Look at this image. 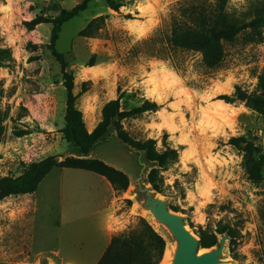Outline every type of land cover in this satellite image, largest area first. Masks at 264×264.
Returning <instances> with one entry per match:
<instances>
[{
    "label": "rangeland",
    "instance_id": "1",
    "mask_svg": "<svg viewBox=\"0 0 264 264\" xmlns=\"http://www.w3.org/2000/svg\"><path fill=\"white\" fill-rule=\"evenodd\" d=\"M80 1L0 0V49L11 54L0 67L5 115L0 178L17 177L24 166L50 156L76 154L61 133L66 92L61 66L50 50L52 26L43 23L29 30L27 24L37 17L54 18ZM114 1L122 4L118 12L103 0H92L61 27L55 44L74 76L73 93L90 82L89 91L76 100L87 130L99 123L102 106L118 97V88L125 92L121 105L126 108L144 100L159 105L157 112L122 122L133 139H153L158 150L164 142L178 150V160L161 173L163 192L158 194L168 208L179 209L195 235L200 227L214 231L220 225L237 232L234 252L227 240L220 264H264V165L262 181L252 183L242 155L228 144L230 138L244 136L264 154V115L222 98L231 96L235 86L255 89L256 76L264 70V39L246 44L239 37L224 46L220 67L209 70L200 54L168 49L170 13L183 0ZM227 8L248 21L264 13V0H229ZM98 16L107 17L100 37H79ZM93 55L99 71L91 73L86 64ZM156 64L169 69L161 88L149 75ZM90 158L126 174L127 190L116 192L93 173L53 169L34 195L0 202V264H96L113 236L145 219L139 184L149 187L151 165L144 155L137 156L110 132ZM94 187L98 194L85 192Z\"/></svg>",
    "mask_w": 264,
    "mask_h": 264
},
{
    "label": "trees",
    "instance_id": "2",
    "mask_svg": "<svg viewBox=\"0 0 264 264\" xmlns=\"http://www.w3.org/2000/svg\"><path fill=\"white\" fill-rule=\"evenodd\" d=\"M92 0H81L71 10H61L54 18L37 17L29 24L28 29L48 23L51 24L50 50L61 66L63 87L66 92V109L64 127L61 130L63 139L71 145L76 154L62 157L50 156L24 166L23 172L17 177L0 178V202L10 197L34 194L41 182L53 169H71L93 173L109 183L116 192H125L129 186L126 174L100 161L90 158L91 152L99 144L105 142L110 132L124 146L143 154L151 168L147 174V182L159 194L163 192L161 173L170 164L178 160V150L163 143V149L158 150L156 141L146 139L137 141L123 128L122 122L137 118L145 113L157 112L159 105L144 100L136 107L126 108L121 105L125 92L104 103L101 108V119L95 128L89 132L85 126L82 112L76 107L79 96L89 91L90 82L81 84L80 92L75 95L74 76L67 71L65 55L55 49L61 27L87 10ZM107 8L118 12L122 4L114 0H103ZM229 0H183L170 13V32L166 39L170 51L194 52L201 55V61L206 69H217L225 56L224 46L234 43L242 37L246 44H259L264 39V13L245 21L234 17L228 11ZM106 16H98L90 20L79 32L78 36L86 39L98 38L105 27ZM11 60L9 50L0 49V67ZM87 67L96 65L95 55L91 56ZM257 84L249 92L240 86L234 87L231 96H222L231 102H241L247 109L259 115H264V70L256 76ZM5 115L0 109V140L3 135L2 123ZM228 144L242 155V165L248 179L258 184L262 181L260 166L264 165V154L260 147L244 136L232 137ZM129 203V201H128ZM174 212H180L176 207H170ZM228 234L229 252L233 253L237 245V232L228 225H220L212 231L199 228L196 235L202 249H211L218 244V236ZM166 242L150 224L143 218L137 226L127 232L113 236L96 264H159L163 258Z\"/></svg>",
    "mask_w": 264,
    "mask_h": 264
},
{
    "label": "water",
    "instance_id": "3",
    "mask_svg": "<svg viewBox=\"0 0 264 264\" xmlns=\"http://www.w3.org/2000/svg\"><path fill=\"white\" fill-rule=\"evenodd\" d=\"M143 196L142 210L151 212L158 223L167 227L176 243L172 264H220L223 251L229 240L228 234L222 236L218 245L211 249H202L199 238L185 224L181 214L167 207L166 202L151 185L141 186ZM203 251V252H202Z\"/></svg>",
    "mask_w": 264,
    "mask_h": 264
},
{
    "label": "bare ground",
    "instance_id": "4",
    "mask_svg": "<svg viewBox=\"0 0 264 264\" xmlns=\"http://www.w3.org/2000/svg\"><path fill=\"white\" fill-rule=\"evenodd\" d=\"M97 67V66H96ZM96 67H89L88 71L91 73L98 72ZM222 107V105H220ZM142 215L145 217L150 226L160 235L166 242V248L163 254V258L159 264H172L173 256L176 249V243L167 227L158 223L151 212L142 210ZM186 224V223H185ZM187 225V224H186ZM188 226V225H187ZM203 252V251H202Z\"/></svg>",
    "mask_w": 264,
    "mask_h": 264
},
{
    "label": "crops",
    "instance_id": "5",
    "mask_svg": "<svg viewBox=\"0 0 264 264\" xmlns=\"http://www.w3.org/2000/svg\"><path fill=\"white\" fill-rule=\"evenodd\" d=\"M169 69L167 68V67H165V66H161V65H159V64H156L154 67H152L151 69H150V72H149V75H153V77H154V79H156L157 81H156V85L159 87V88H161V84H162V76H164L165 75V72H167ZM109 100H113V99H109ZM108 100V101H109ZM108 101H106V102H108ZM105 102V103H106ZM95 128V127H94ZM93 128V129H94ZM92 129V130H93ZM92 130H88L89 132H91ZM90 157H91V154H90ZM61 170H64V169H61ZM68 170H71V169H68ZM53 171L54 170H52L48 175H47V177L45 178V179H47L48 177H50V175L53 173ZM62 173H65V172H62ZM61 173V174H62ZM77 175H79V174H77ZM62 178V177H61ZM44 179V180H45ZM94 179L95 178H92L91 180L94 182ZM103 179V178H102ZM43 180V181H44ZM96 180V179H95ZM43 182H41V184H42ZM108 185H109V183H107ZM40 186V185H39ZM60 197L61 198H63V188H62V186L60 187ZM98 191H99V189L98 188H96V187H94V189H92V190H90V189H87V190H85V192H88V195H89V193L91 194V196H93V195H96V194H98ZM35 194V193H34ZM34 194H32V195H34ZM67 196L68 197H66V198H70L71 196H69L68 194H67ZM97 197V196H96Z\"/></svg>",
    "mask_w": 264,
    "mask_h": 264
}]
</instances>
